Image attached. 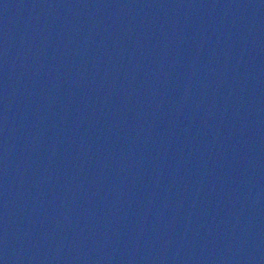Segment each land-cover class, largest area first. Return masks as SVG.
Masks as SVG:
<instances>
[{
	"label": "water",
	"instance_id": "95a60500",
	"mask_svg": "<svg viewBox=\"0 0 264 264\" xmlns=\"http://www.w3.org/2000/svg\"><path fill=\"white\" fill-rule=\"evenodd\" d=\"M0 264H264V0H0Z\"/></svg>",
	"mask_w": 264,
	"mask_h": 264
}]
</instances>
